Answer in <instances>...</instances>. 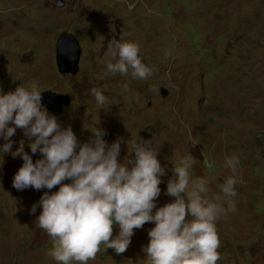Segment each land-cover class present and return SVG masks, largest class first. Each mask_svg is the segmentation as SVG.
<instances>
[{
    "label": "rangeland",
    "instance_id": "obj_1",
    "mask_svg": "<svg viewBox=\"0 0 264 264\" xmlns=\"http://www.w3.org/2000/svg\"><path fill=\"white\" fill-rule=\"evenodd\" d=\"M64 32L83 47L77 75L58 68ZM113 37L139 45L142 62L152 69L147 80L107 71ZM33 83L41 93L72 96L60 115L42 106L62 127L70 125L81 143L92 135L85 128L97 126L109 144L122 138L121 162L127 142L154 137L166 175L153 213L175 199L167 195L171 160L191 154L193 177L207 179L213 198L222 196L219 186L232 174L225 157L234 154L235 211L219 201L226 212L216 223L217 264H264V0H0V89ZM92 87L107 97L103 106ZM11 139L12 151L0 152V264H57L48 255L51 237L35 223L42 207L31 213L47 189L13 187L23 164L22 156L12 155L20 141L34 162L42 156L31 153L23 129ZM6 142L0 138V145ZM153 227L148 222L135 229L122 254L101 245L88 264H145L142 249ZM118 233L115 225L113 238Z\"/></svg>",
    "mask_w": 264,
    "mask_h": 264
},
{
    "label": "clouds",
    "instance_id": "obj_2",
    "mask_svg": "<svg viewBox=\"0 0 264 264\" xmlns=\"http://www.w3.org/2000/svg\"><path fill=\"white\" fill-rule=\"evenodd\" d=\"M107 48L114 61L107 62L108 72L130 73L140 80L152 75V69L142 62L137 43L113 37ZM89 91L98 106L107 102L100 89ZM18 128L28 138L31 153L39 151L42 158L34 162L21 140L12 153L23 159L13 187L18 191L47 189L31 213L42 207L35 223L51 237L53 246L48 255L57 264H88L95 260L101 245L122 254L134 230L148 222H154L155 227L149 230V243L142 249L145 264H217L221 259L216 223L226 212L219 203L222 199L227 211H235L239 160L234 154L225 157L224 167L232 174L219 186L222 196L213 198L207 195V179L193 177L197 161L191 154L170 159L174 175L167 183V195L175 199L153 213L161 193V177L166 175L157 158L159 150L153 146L154 137L127 142L128 156L121 162L122 138L109 144L104 139L106 131L97 126L94 130L85 128L92 135L81 143L70 125L62 127L42 106V93L35 83L21 84L7 93L0 89V138L7 141L0 145V152L12 151L11 138ZM57 186L58 191L52 192ZM115 225L119 233L113 238Z\"/></svg>",
    "mask_w": 264,
    "mask_h": 264
},
{
    "label": "water",
    "instance_id": "obj_3",
    "mask_svg": "<svg viewBox=\"0 0 264 264\" xmlns=\"http://www.w3.org/2000/svg\"><path fill=\"white\" fill-rule=\"evenodd\" d=\"M57 62L59 71L62 74L71 73L77 75L80 70V60L83 54L81 42L75 34L64 32L57 43ZM163 94L167 95L168 90L163 89ZM72 96L53 91L42 92V104L48 110L60 115L65 107L72 104Z\"/></svg>",
    "mask_w": 264,
    "mask_h": 264
}]
</instances>
